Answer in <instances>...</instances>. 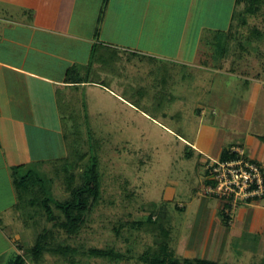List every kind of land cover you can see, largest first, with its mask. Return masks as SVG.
I'll use <instances>...</instances> for the list:
<instances>
[{
  "label": "rangeland",
  "instance_id": "374dc122",
  "mask_svg": "<svg viewBox=\"0 0 264 264\" xmlns=\"http://www.w3.org/2000/svg\"><path fill=\"white\" fill-rule=\"evenodd\" d=\"M76 2L74 16H80V24L85 19L82 25L87 32L104 0ZM117 2L113 6L119 8L124 0ZM230 8L226 0V23ZM243 9L242 4L235 10L233 38L226 45L221 71L215 67L216 60L208 61V67L205 64L210 58L206 55L209 40L204 39L196 57L192 56L196 22L183 42L181 64L171 58L122 53L132 63L116 66L113 85L105 84L125 100L138 101L134 104L139 109L97 88L85 90L78 108L81 113L72 114L67 121L68 134L75 131L72 124H76L84 135L83 158L71 168L39 164L26 170L41 180L42 190L24 203L12 225L19 236L14 243L17 254L25 264L33 263L30 250L42 233L54 242V252L43 254L42 264H150L151 259L162 256L157 252L165 240L167 258L190 260L200 254L207 238L208 253L216 247L220 263H258L254 253L247 254L250 251L244 248L245 243L254 246L249 236L234 241L226 252L223 201L207 193V167L219 159V148L247 151L246 156L256 157L264 172V146L255 136L264 137V6L245 25L241 24ZM218 13L222 19L223 11ZM124 17L119 13L114 19L120 23ZM216 24L221 27L223 23ZM258 33L262 38L249 43L247 37ZM208 35L206 32L205 38ZM240 41L243 51L237 47ZM174 52L169 49L170 54ZM140 96L144 97L141 103ZM93 164L99 179L96 196H83V223L74 231L62 207L69 206L68 215H78L79 210L70 203L75 192L83 189ZM218 206L220 224L207 214ZM217 228L222 230L218 238ZM57 246L70 252L65 254ZM92 251L110 252L120 259L95 257Z\"/></svg>",
  "mask_w": 264,
  "mask_h": 264
},
{
  "label": "crops",
  "instance_id": "0c3cea01",
  "mask_svg": "<svg viewBox=\"0 0 264 264\" xmlns=\"http://www.w3.org/2000/svg\"><path fill=\"white\" fill-rule=\"evenodd\" d=\"M194 1L124 0L118 8L113 6L117 0H108L102 21L104 3L96 9L86 32L82 25L85 19L80 24V16H74L76 0H0V264H9L18 255L14 243L19 236L12 228L19 212L16 178L33 165H50L67 156V121L72 114L81 113L78 108L85 90L97 88L128 107L139 109L134 104L138 101L125 100L105 84L113 85L116 66L132 63L123 52L138 58H171L181 64L180 51L193 23L198 22L191 44L195 57L204 39L213 43L216 34L230 30L238 8L236 0H228L231 8L227 23L226 0H209L207 4L204 0H198L199 4ZM119 13L125 16L120 23L114 19ZM220 21L221 27L216 24ZM212 43L208 57L213 53ZM170 48L175 51L173 54L169 53ZM224 60L225 54L217 70L223 69ZM208 61L211 58L205 64ZM86 75L88 80L84 79ZM71 77L81 78V82L76 83ZM140 112L149 117L145 110ZM255 136L264 146L260 136ZM222 152L219 148L218 158ZM48 153L56 156L50 158ZM250 158L257 162L256 157ZM218 207L207 214L215 216L213 223L220 224L221 206ZM221 231L216 229L217 238ZM243 235L254 242V246L245 243L248 248H244L250 251L247 254L254 253L257 264H264V197L236 209L231 223L226 224V252ZM208 245L209 238L200 254L190 259L220 263L216 247L208 253Z\"/></svg>",
  "mask_w": 264,
  "mask_h": 264
},
{
  "label": "trees",
  "instance_id": "16d2710c",
  "mask_svg": "<svg viewBox=\"0 0 264 264\" xmlns=\"http://www.w3.org/2000/svg\"><path fill=\"white\" fill-rule=\"evenodd\" d=\"M108 0H104V7L101 11V17H100V22L102 21L104 11H105V6L107 4ZM243 4V13L241 14V24L245 25L247 22L248 17L256 16L257 13L260 11L261 7L264 6V0H236V6H240ZM232 26L230 30L224 33H218L215 35L214 41L212 43L213 46V53L211 55V60L215 62V67L218 68V65L220 61L222 60L225 52H226V45L227 43L230 42V40L233 38L232 36ZM261 39L262 38V33H258L256 37L253 35V37H247L248 42L256 40V39ZM246 39V38H245ZM238 49L240 51H243L245 49L243 43L240 41L237 45ZM241 48L243 50H241ZM103 58V63L105 62V55L101 56ZM97 57V58H101ZM95 60V55H92V60ZM99 60V59H98ZM122 59H120L121 62ZM93 62V61H92ZM98 63V62H97ZM102 67V66H101ZM73 75V73L71 72ZM89 76V73H87ZM84 78L88 80V77ZM73 79V77H71ZM76 81V83L81 82L80 79H73ZM141 99H143V96H140ZM78 120V119H74ZM74 125L75 131L73 133L68 134V131L66 130V146H67V156L65 158L59 159L55 162H53L51 165H62L64 168H71L76 165L77 160H80L83 158L84 154L82 153L83 151V133L80 131V128H76V124H72V127ZM264 142V137L261 138ZM230 149L224 150L218 159L221 162L228 161V160H233L239 158V155L237 153H230ZM247 157V156H246ZM248 158V157H247ZM252 160V159H251ZM255 162L254 160H252ZM258 164L257 162H255ZM259 165V164H258ZM98 173L96 171V164H93L91 166V169L86 177L85 180V185L83 189L77 190L75 192V200L70 203V206H74L77 208L78 215H68L69 213V206H63L62 209L66 211V215L68 217V224L71 228V230H76L82 223H83V213L86 211V205L84 203L83 196L84 195H93V197L96 196L97 192V187H98ZM41 180L35 176L31 171H28L25 175L20 176V178H16V193H17V199H18V205H17V210L19 211L22 206L24 207V203L27 202L33 197L34 193H40L42 190L41 186ZM89 184L93 185L91 188L89 187ZM207 185H214V182L211 180H207ZM38 188V189H37ZM31 197V198H30ZM264 197V196H263ZM48 211V210H46ZM224 223L227 224V220L225 218ZM45 233H42L41 236H39L35 242L34 247L30 250V257L33 261L34 264H42L43 263V258L42 255L45 253L52 254L54 251L52 250V243L50 239L46 237L45 238ZM56 244V242H55ZM59 250H62L65 252V254H68L70 250L66 247L62 248L61 246H57ZM169 246L167 243V240L164 241L159 246L158 249V254L162 255L160 258L158 256L154 257L151 259L150 264H221V263H214L211 261L207 260H201V259H184L183 261H178L176 259H171L167 258L168 257V251H169ZM62 255V253L60 252ZM91 255L95 257H100V258H110L111 260H119L120 256L117 254H112L110 252L106 251H92ZM157 255V254H156ZM166 255V256H165ZM9 264H25V259L23 257H20L17 255Z\"/></svg>",
  "mask_w": 264,
  "mask_h": 264
},
{
  "label": "built area",
  "instance_id": "2783aa9c",
  "mask_svg": "<svg viewBox=\"0 0 264 264\" xmlns=\"http://www.w3.org/2000/svg\"><path fill=\"white\" fill-rule=\"evenodd\" d=\"M229 152L237 153L239 158L224 162L213 160L207 167L209 180L214 182L207 185V193L223 201L222 215L227 224L231 223L238 207L264 196V174L260 166L235 148Z\"/></svg>",
  "mask_w": 264,
  "mask_h": 264
}]
</instances>
